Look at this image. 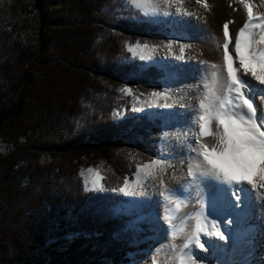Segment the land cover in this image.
<instances>
[{"label":"trees","instance_id":"obj_1","mask_svg":"<svg viewBox=\"0 0 264 264\" xmlns=\"http://www.w3.org/2000/svg\"><path fill=\"white\" fill-rule=\"evenodd\" d=\"M169 32L128 0H0V264H130L149 246L112 189L159 155L163 129L136 105L164 69L129 46Z\"/></svg>","mask_w":264,"mask_h":264},{"label":"snow or ice","instance_id":"obj_2","mask_svg":"<svg viewBox=\"0 0 264 264\" xmlns=\"http://www.w3.org/2000/svg\"><path fill=\"white\" fill-rule=\"evenodd\" d=\"M196 2L201 3V0ZM128 3L137 9H144L146 13L149 10L171 9L175 6L177 14L194 15L183 7L184 0H128ZM239 3L246 11V20L239 29L234 44L229 33V23L232 21L224 23L222 63L200 61V67L197 69L203 93L194 106L192 113L194 120L182 134L185 139L189 134L192 137V143L187 145V155L180 149L171 156L165 155L138 165L135 183L130 184L126 178L123 186L112 189L126 196H135L143 194L140 173L153 181L160 178L157 186L162 187V190L157 196L169 209L174 206L177 215L164 217L169 224L167 232L172 242L164 261L157 260L154 264H198V259L214 264L209 256L200 255V252L206 253L209 248L215 250L221 247L210 238L227 240L225 231L229 232L233 240L237 235L241 237L249 235L252 230L247 225L251 219V205L256 199L255 194L259 192L260 198L264 199V191H261L264 190V15L254 14L252 0H239ZM202 6L210 9L207 0H203ZM177 22L188 23L183 19ZM173 44L174 42L170 41L165 45L154 46L152 50L163 47L168 53L173 54ZM230 44L232 53L229 52ZM148 48L147 44L137 43L130 47L129 51L135 53L140 49L143 53ZM184 50V46H181V55L175 58L185 59ZM121 91L129 96L133 95L131 88H123ZM150 95L153 99L149 102V107H172L167 102L171 95L167 91H154ZM136 99L139 100L138 97ZM160 100L164 103L161 104ZM138 110L143 111L142 108ZM168 135L164 133L163 138L166 139ZM208 137L212 138L213 143L206 142L205 138ZM177 138L179 139V135ZM171 160H179L181 164L187 163V177L193 183L199 181L207 189L205 193L207 213L205 202L202 201L200 210L194 217L187 214L179 215L182 207L187 206L188 189L184 184L171 189L165 185L162 176L167 168L172 167L168 162ZM102 180L103 177L96 173L89 181L91 188L103 190ZM218 202L222 205L226 218L216 215ZM209 216H216L215 220L209 221L210 231L205 224ZM188 219L194 220L190 232L187 231ZM221 219L223 231L221 224L217 222ZM234 223L235 229L231 227ZM201 233L208 238L204 242L201 241ZM178 235L185 236V241L181 245L175 244ZM243 264L249 262L244 261ZM252 264H255V261ZM260 264H264V260L260 261Z\"/></svg>","mask_w":264,"mask_h":264},{"label":"bare ground","instance_id":"obj_3","mask_svg":"<svg viewBox=\"0 0 264 264\" xmlns=\"http://www.w3.org/2000/svg\"><path fill=\"white\" fill-rule=\"evenodd\" d=\"M255 1L257 0H252L254 5V14H257L260 10L256 8ZM207 3L209 4L210 9H205L202 6L203 0H201V3H197L196 0H184L183 7L187 11L192 12L194 15L187 16L175 14L170 19V23L175 28V35L179 38V41L177 40L174 43L175 46L173 44L174 47L172 53L174 55L168 53L166 56L164 55L163 58L168 71V79L175 82L176 88V98H172L169 101V104H171L172 107L164 108L162 112L167 125H169V135L163 142V148L167 151V154L165 153V155L168 156L175 154V152L180 149H183V154L187 155V145L192 143V137L190 134L186 139L183 137L182 134L186 132L188 128H183L181 124L184 119H187L190 121L188 127L190 126L194 117L189 114V112L194 111V106L197 104L202 95L203 88L201 87V80L197 71L200 67V61L217 64L222 63V44L224 40L222 38V30L219 25L220 18L224 19L225 17V20L226 18L234 19L237 27H241L243 22L246 20V11L243 9V6L238 0H207ZM180 19H183L188 23L180 24L177 22ZM232 44H234L233 41ZM232 44L229 46L230 53L233 51ZM181 46H184L185 49L183 53L185 59L183 60L175 58L176 56L181 55ZM221 76L223 77V73H221ZM208 83H210V81H208ZM181 97H183L182 100ZM178 135L179 139L177 138ZM205 139L209 144L213 143L212 139ZM168 162L172 164V167L167 168L166 173L162 176L165 185L169 189L179 184H184L186 187L192 185V187L196 190L194 191L196 194H193V197H188L187 206L182 207L179 215L185 216L187 214L188 216L194 217L199 212L200 203L202 201L205 202V212L207 213L208 204L206 202L207 197L205 195L207 189L204 185L199 181L193 183L191 179L187 177V163L181 164L179 160H171ZM159 188L162 190V187L159 186ZM151 191L145 194V197L151 200L152 205L150 207L146 206L144 217L150 218L155 223V227L159 229V235L162 238L166 235L165 229H162L161 222L156 220L157 217L155 214H158L160 211L162 218L169 215L176 216L177 210L174 206L169 209L168 206L160 200V198L157 200L156 194L152 195ZM255 195L256 199L251 205V219L247 225L252 231L249 235L244 236L242 239L246 249L245 261H248L249 264H252L253 261H255V264H260V261L264 260V199L260 198L259 192ZM158 201L160 202L158 203ZM133 202V205L136 206L137 202L135 200ZM208 221L209 217L208 220L205 221V224ZM187 223L189 225L187 231L190 232L192 230L194 220L188 219ZM168 241L170 243L172 242L170 235H168ZM184 241L185 236L178 235V238L175 240V244L181 245ZM201 241L204 242L202 233ZM159 244L163 247V251L167 250V247H164V245L162 246L160 241ZM200 255H203L202 252H200ZM200 263L201 261L198 259V264Z\"/></svg>","mask_w":264,"mask_h":264},{"label":"rangeland","instance_id":"obj_4","mask_svg":"<svg viewBox=\"0 0 264 264\" xmlns=\"http://www.w3.org/2000/svg\"><path fill=\"white\" fill-rule=\"evenodd\" d=\"M255 6L258 10H260L261 13H263V14H261L260 12H257V14H255V15H257V16L264 15V0L255 1ZM140 10L144 14L152 17L154 21L159 22L161 20V22H164L166 24V26L170 29V32L168 34L169 41L167 43H169L170 41L175 43L179 39L175 35V33H176L175 28L170 23L171 17L173 15L177 14L175 11V6L171 9L162 8L160 10H155V11L149 10L147 13L144 9H140ZM230 21H232V22L229 23V33H230L231 37L233 38L232 41L235 42V37L238 33L237 31H239V29L242 26L237 27L236 21L234 19L226 18V20H225V17H224V19L220 18L219 25L221 27L220 29L223 32L224 23L230 22ZM244 22H243V24H244ZM138 43L140 45L147 44V45H149V48L145 49L143 51V53L140 52V49H137L135 53L132 52L133 55H135L139 58H141L143 56L144 58H141V59H143L144 61L147 62V66L157 65V66H160L164 69V76L162 77L163 79L161 78L163 85H162V89L159 92L167 91L168 93L171 94L168 101H167L169 103V101L172 98H176V96H175L176 95L175 94L176 88H175V82L168 79V71H167V67L165 65V61L163 59L164 55L166 56L168 54L167 49L160 47L157 50L153 51L152 50L153 47L159 46V45H153V44H149V43H140V42H138ZM167 43H163L162 45H165ZM136 44L130 45L129 48L134 47ZM174 46H175V44H174ZM172 52H173V49H172ZM162 59H163V61H162ZM124 88H131V87L128 83H125ZM202 93H203V91H202ZM185 97H186V95H185ZM152 99L153 98L150 97V98L145 99V100H140L136 106H137V111H139L138 109H141V108L143 109V111H139L140 113H148L152 118L161 120V123H162L161 125H162L163 129H162V137H161V140L159 142V147H158L159 155L154 158V159H158V158H161L162 156H164L165 153L167 154V151L163 148V142L165 139V138H163V134L168 133L169 125H167L166 119L162 114L164 108H162V107H149L148 106L149 102ZM182 99H183V97H181V100ZM160 103L162 104V103H164V101L160 100ZM193 112L194 111H190L189 114L192 115ZM186 120L187 119H184V121L181 124V126L183 128H188V124L190 121L187 120L188 123L186 124L185 123ZM208 138L212 139L211 137H208ZM0 147H1V151H3V152H7L10 149L9 143L6 140H4L3 138H0ZM41 158L51 159L52 157L49 156L48 154L47 155L44 154ZM96 173H99L100 176L104 177L102 171L98 168L89 167V168H84L82 170V178H83L84 184L87 186V188L92 189L89 181L96 176ZM137 175H138V171H136L134 178L132 180H129L130 184L135 183V181L137 179ZM139 175H140V178L143 182V194H138L135 196H126L125 195V197L127 198V201L121 206V208L123 209V212H125L128 215V217L130 219L131 227L135 228L138 232H143V229L140 227L142 224H148L149 232H151V234H152L151 235L152 241L148 247H146L140 251H136L131 255L133 259H132V262L130 264H154V262L157 260L164 261V259H165L168 247L170 245L169 244L170 242L168 241V235L169 234L167 232L169 225H168L167 221L161 217L160 211L158 212V214H155V216L157 217L156 220L160 221L162 229H165L166 235L161 238L159 235L160 234L159 229L155 227V223L150 218L144 217L145 212H146V206L150 207L152 205L151 200L147 199L145 197V194L147 192H150L152 189L151 194L152 195L156 194L157 200H159L157 193L160 192L161 190H160L159 186H157L159 184V178L156 181H153L151 178H145L142 173H140ZM101 183L103 184V180L101 181ZM191 187H192V185L187 186L188 197H193V194L194 195L196 194V193H194V191H196V190L193 187L192 188ZM137 191L139 192L140 190L138 189ZM134 200L137 202L136 206L133 205ZM217 209H218V211H217L216 215H219L222 218H226L225 214L223 212V209H222V205L219 202L217 203ZM215 219H216V216H209V221H212ZM209 221L206 223V225H207V229L210 231L211 230V224L209 223ZM217 222L221 224V230L223 231L224 230L223 219H221ZM231 227L233 229H235L236 228L235 223L233 225H231ZM224 234H225V236L228 237L227 240H219V238H217V237H211L210 238L216 244L220 245L221 247L216 248L215 250L209 248L206 253L202 252V254L209 256L210 259L213 260L214 264H243V262L245 261V258H246V255H245L246 249H245V246L242 242V239L244 238V236L241 237V236L237 235L236 239L233 240L232 236L229 235V232L225 231ZM202 236H203L204 241L206 239H208L204 236L203 233H202ZM160 238H161V240H160ZM159 241L162 244V246L164 245V247H167V250L163 251V247L160 246ZM207 247L208 246L206 244V248ZM157 250H159V251H157ZM200 264H208V261L207 260L201 261Z\"/></svg>","mask_w":264,"mask_h":264},{"label":"water","instance_id":"obj_5","mask_svg":"<svg viewBox=\"0 0 264 264\" xmlns=\"http://www.w3.org/2000/svg\"><path fill=\"white\" fill-rule=\"evenodd\" d=\"M159 22H161V20H160ZM162 79H163V78H162Z\"/></svg>","mask_w":264,"mask_h":264}]
</instances>
